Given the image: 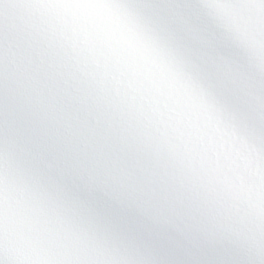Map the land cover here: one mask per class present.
<instances>
[{
    "label": "snow or ice",
    "instance_id": "snow-or-ice-1",
    "mask_svg": "<svg viewBox=\"0 0 264 264\" xmlns=\"http://www.w3.org/2000/svg\"><path fill=\"white\" fill-rule=\"evenodd\" d=\"M0 264H264V0H0Z\"/></svg>",
    "mask_w": 264,
    "mask_h": 264
}]
</instances>
